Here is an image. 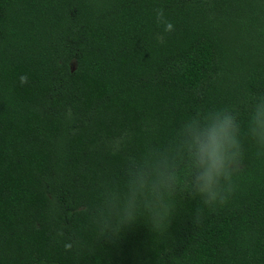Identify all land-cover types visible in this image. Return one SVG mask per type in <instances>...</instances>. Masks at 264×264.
I'll list each match as a JSON object with an SVG mask.
<instances>
[{"label":"trees","instance_id":"obj_1","mask_svg":"<svg viewBox=\"0 0 264 264\" xmlns=\"http://www.w3.org/2000/svg\"><path fill=\"white\" fill-rule=\"evenodd\" d=\"M260 96L264 0H0V264H264L244 135ZM225 107L244 156L208 206L187 187L191 120ZM173 173L161 228L101 234L114 194Z\"/></svg>","mask_w":264,"mask_h":264},{"label":"clouds","instance_id":"obj_2","mask_svg":"<svg viewBox=\"0 0 264 264\" xmlns=\"http://www.w3.org/2000/svg\"><path fill=\"white\" fill-rule=\"evenodd\" d=\"M167 29H171V24ZM197 120L205 131L192 136L186 155L189 168L187 187L191 196L199 197L205 205L223 204L233 191L232 176L244 156L238 113L234 108L225 107L202 116L197 114L191 122ZM244 135L258 146L256 155H264L260 150L264 149V96L256 98ZM175 186L173 173L156 180L141 178L130 185L127 194H114L106 210H101L102 219L98 223L101 234H118L142 214H147L153 228H161L175 209L171 202Z\"/></svg>","mask_w":264,"mask_h":264}]
</instances>
